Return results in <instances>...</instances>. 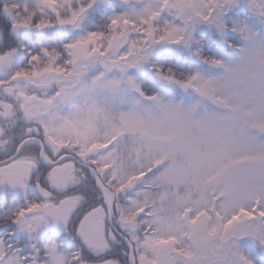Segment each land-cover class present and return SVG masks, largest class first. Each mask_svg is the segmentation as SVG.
Returning <instances> with one entry per match:
<instances>
[{"label":"snow or ice","instance_id":"1","mask_svg":"<svg viewBox=\"0 0 264 264\" xmlns=\"http://www.w3.org/2000/svg\"><path fill=\"white\" fill-rule=\"evenodd\" d=\"M0 264H264V0H0Z\"/></svg>","mask_w":264,"mask_h":264}]
</instances>
